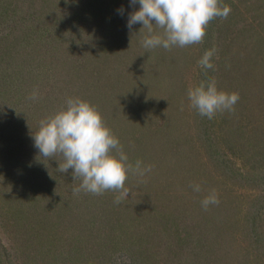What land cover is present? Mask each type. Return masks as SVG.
<instances>
[{
	"label": "rangeland",
	"instance_id": "rangeland-1",
	"mask_svg": "<svg viewBox=\"0 0 264 264\" xmlns=\"http://www.w3.org/2000/svg\"><path fill=\"white\" fill-rule=\"evenodd\" d=\"M220 5L230 12L202 43L146 52L130 0H0V264H264V0ZM213 78L239 100L208 119L188 90ZM74 97L130 163L152 165L129 173L118 204L114 191L74 195L62 157L34 147Z\"/></svg>",
	"mask_w": 264,
	"mask_h": 264
},
{
	"label": "clouds",
	"instance_id": "clouds-1",
	"mask_svg": "<svg viewBox=\"0 0 264 264\" xmlns=\"http://www.w3.org/2000/svg\"><path fill=\"white\" fill-rule=\"evenodd\" d=\"M137 3L140 7L129 14L127 27L131 30L135 24L142 25L139 33L146 32L141 41L146 52L157 47L170 50L174 46L202 43L210 21L216 17L226 18L230 12L227 6L221 7L220 0H130L132 6ZM119 11L122 13L123 9ZM214 54L215 49L205 51L197 61L198 66L213 69L211 58ZM37 98L38 90H34L30 99ZM188 98L199 115L212 119L217 112L234 111L239 94L218 89L213 78L190 87ZM33 140L40 156L62 157L63 163H58L60 173L72 170L73 182L80 181L72 190L74 195L81 191L93 195L114 191L118 193L115 199L118 204L131 192L125 187L129 173L144 176L152 171V165L144 166L140 160L135 165L129 162L118 137L106 126L99 109L79 97L67 99L66 107L42 119ZM191 187L194 192L201 191L199 184ZM218 204L215 189L201 201L205 210Z\"/></svg>",
	"mask_w": 264,
	"mask_h": 264
},
{
	"label": "trees",
	"instance_id": "trees-1",
	"mask_svg": "<svg viewBox=\"0 0 264 264\" xmlns=\"http://www.w3.org/2000/svg\"><path fill=\"white\" fill-rule=\"evenodd\" d=\"M224 5H225V4H224ZM158 83H159V82H158ZM158 83H157V84H158ZM158 85H159V84H158ZM174 165H175V164H174ZM177 165H178V163H177ZM175 166H176V165H175Z\"/></svg>",
	"mask_w": 264,
	"mask_h": 264
}]
</instances>
